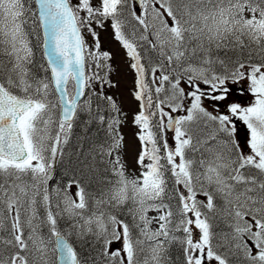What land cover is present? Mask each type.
I'll return each mask as SVG.
<instances>
[{
    "label": "snow or ice",
    "instance_id": "obj_1",
    "mask_svg": "<svg viewBox=\"0 0 264 264\" xmlns=\"http://www.w3.org/2000/svg\"><path fill=\"white\" fill-rule=\"evenodd\" d=\"M0 264H264V0H0Z\"/></svg>",
    "mask_w": 264,
    "mask_h": 264
},
{
    "label": "rangeland",
    "instance_id": "obj_2",
    "mask_svg": "<svg viewBox=\"0 0 264 264\" xmlns=\"http://www.w3.org/2000/svg\"><path fill=\"white\" fill-rule=\"evenodd\" d=\"M103 39L106 42L107 47L112 48L113 51L116 53L115 63L117 65L121 66V74L118 75L116 78L123 80V78H124L123 77V71H124V69H123V54L119 50V46L114 41L111 40L110 34L104 33L103 34ZM127 79L130 82L131 77L129 76V77H127ZM126 87H127L126 85H122V87H121V95L122 96H126ZM125 107H126V109L134 108V104L130 101V98H128V100L126 101ZM133 131H134V129H132V128H126L125 129V133L128 136L130 143L132 142V132Z\"/></svg>",
    "mask_w": 264,
    "mask_h": 264
}]
</instances>
